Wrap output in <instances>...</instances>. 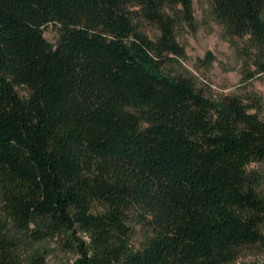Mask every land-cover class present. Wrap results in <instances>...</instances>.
Wrapping results in <instances>:
<instances>
[{
  "label": "trees",
  "instance_id": "1",
  "mask_svg": "<svg viewBox=\"0 0 264 264\" xmlns=\"http://www.w3.org/2000/svg\"><path fill=\"white\" fill-rule=\"evenodd\" d=\"M211 2L264 56V0ZM177 6L192 18L193 0H0V264H48L28 255L47 238L67 264H230L264 245L260 101L163 71L184 52ZM129 214L151 232L141 248Z\"/></svg>",
  "mask_w": 264,
  "mask_h": 264
},
{
  "label": "rangeland",
  "instance_id": "2",
  "mask_svg": "<svg viewBox=\"0 0 264 264\" xmlns=\"http://www.w3.org/2000/svg\"><path fill=\"white\" fill-rule=\"evenodd\" d=\"M172 12L176 18V40L184 52L181 56H173L163 71L171 76L191 77L197 88L215 100L228 94L240 95L245 102H250V98L258 99V112L264 117V56L252 49L246 39L228 33L226 26L215 17L211 0H193L191 19L184 15L181 6ZM141 29L151 38L159 35L156 25L142 22ZM44 36L55 45L59 38L58 26H46ZM16 89L21 97L29 95L26 87L18 86ZM249 169L258 173L256 189L264 197V161L253 162ZM104 209L98 202L93 203V211ZM127 225L131 229L132 247L141 248L151 236L150 230L134 214H129ZM35 251L47 254L48 264H67L76 257L56 238L34 243L28 249V255ZM230 264H264V245L242 247L236 261Z\"/></svg>",
  "mask_w": 264,
  "mask_h": 264
}]
</instances>
